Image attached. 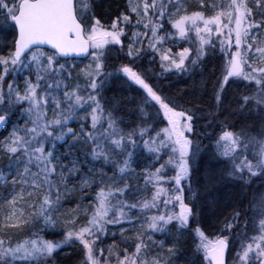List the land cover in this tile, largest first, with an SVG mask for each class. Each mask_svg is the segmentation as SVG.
<instances>
[{"label": "snow or ice", "instance_id": "obj_1", "mask_svg": "<svg viewBox=\"0 0 264 264\" xmlns=\"http://www.w3.org/2000/svg\"><path fill=\"white\" fill-rule=\"evenodd\" d=\"M212 62L200 125L155 81ZM181 237L264 264V0H0V264H177Z\"/></svg>", "mask_w": 264, "mask_h": 264}, {"label": "trees", "instance_id": "obj_2", "mask_svg": "<svg viewBox=\"0 0 264 264\" xmlns=\"http://www.w3.org/2000/svg\"><path fill=\"white\" fill-rule=\"evenodd\" d=\"M113 3V7H115L116 3H122L123 0H111ZM139 65H142L143 69L147 70L145 60H141L138 62ZM115 66V65H113ZM215 62L207 63L197 69H195L191 73L185 74H172L167 75L166 77H162L159 80L155 81L159 87H161L164 92L170 96L175 97L180 103H184L185 100L197 102L198 106L204 111L198 112V115L202 117V119L198 122L200 125H204L208 120H211L212 117L209 115V111L213 110V99H212V84L213 80V72H214ZM109 71L112 68L108 69ZM156 73L160 71L156 68ZM152 75V73L150 74ZM114 88L116 92L122 94L124 96H136L137 93L133 90H128L129 86L123 84L122 81L114 82ZM113 92L107 93V95H113ZM187 94V95H185ZM231 92L229 94V101L225 103L226 115L232 111L231 106ZM225 116H220V120H224ZM72 126L76 127V123L72 122ZM211 131V129H209ZM6 135V133H5ZM203 143L207 145L209 143L208 140H204ZM195 167L197 168V175L200 177L204 176V173L207 169L215 167L214 161L210 159L208 152H202L200 159L197 161ZM231 194V190L225 187H220L218 191L215 193L221 199H227ZM173 237L176 236L175 230H172ZM157 239H163L162 236L157 234ZM182 242L187 240V243L184 244L183 253L177 264H184L185 258H194L193 257V246L191 244V239L189 237H181ZM108 243H111L109 240ZM80 249L78 247H66L62 252H60L58 261L59 264H79L80 260ZM199 264V262H197Z\"/></svg>", "mask_w": 264, "mask_h": 264}, {"label": "rangeland", "instance_id": "obj_3", "mask_svg": "<svg viewBox=\"0 0 264 264\" xmlns=\"http://www.w3.org/2000/svg\"><path fill=\"white\" fill-rule=\"evenodd\" d=\"M85 63L87 62L86 60L84 61ZM145 64H146V67L147 68H154V69H158L159 71H160V69H159V67L157 66V65H150L148 62H147V60L145 59ZM151 73H149V75H150ZM23 86V84H22V81H21V87Z\"/></svg>", "mask_w": 264, "mask_h": 264}, {"label": "water", "instance_id": "obj_4", "mask_svg": "<svg viewBox=\"0 0 264 264\" xmlns=\"http://www.w3.org/2000/svg\"><path fill=\"white\" fill-rule=\"evenodd\" d=\"M226 259H227V257H226Z\"/></svg>", "mask_w": 264, "mask_h": 264}]
</instances>
